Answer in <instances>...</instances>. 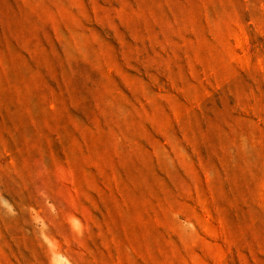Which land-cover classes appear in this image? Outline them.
I'll return each mask as SVG.
<instances>
[{"label": "rangeland", "instance_id": "1", "mask_svg": "<svg viewBox=\"0 0 264 264\" xmlns=\"http://www.w3.org/2000/svg\"><path fill=\"white\" fill-rule=\"evenodd\" d=\"M0 264H264V0H0Z\"/></svg>", "mask_w": 264, "mask_h": 264}]
</instances>
